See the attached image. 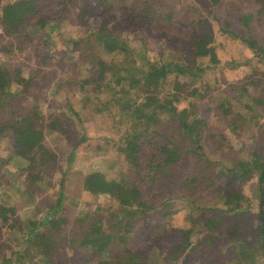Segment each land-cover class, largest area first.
<instances>
[{
  "label": "rangeland",
  "instance_id": "1",
  "mask_svg": "<svg viewBox=\"0 0 264 264\" xmlns=\"http://www.w3.org/2000/svg\"><path fill=\"white\" fill-rule=\"evenodd\" d=\"M99 2L44 0L39 15L50 18L60 14L58 20L43 25L47 38L37 33L30 34L29 39L0 36V46L13 45V52L4 56L8 66L29 63L28 67L35 71L33 85L29 79L16 92L15 82L11 84L13 93L0 106V122L9 124L32 107L37 108L36 117L44 124L43 141L34 163L13 154L11 129L5 128L0 134V202L13 209L17 220L12 221L20 222L17 225L23 230L36 224V231L44 227L48 235L60 239L59 246L55 245L62 254L59 264H113L126 248L146 252L148 263L163 264L168 244L176 240L178 228L188 224V218L183 217L190 213L187 208L193 201L212 220L208 233L214 238L205 236L183 261L165 263L200 264L201 261L185 262L198 256L213 264H243L246 258H255L254 264H264V240L258 221L259 213L264 211V180L256 174H243L234 163L241 160L254 166L264 159V0H115L120 10L113 17L118 19L121 13L130 18L124 22L109 18V26ZM83 3L89 4L84 22L90 20L78 26L80 18L75 13ZM33 27H29L32 32ZM103 27L118 33L134 48L132 53L137 57L120 63L127 80L142 75L147 59L197 65L191 52L194 38L203 34L211 41L216 62L200 71V76H193L187 88L197 90L185 105L197 128L191 136H184L186 131L174 113H162L161 121L153 123L143 137L146 139L140 142L136 159L126 158L123 148L132 137L133 123L124 114H117L115 107L104 105L111 95L104 94V88L96 93L92 82L83 84L89 68L67 51L70 36ZM140 36L144 41L139 40ZM241 38L254 42L256 48L248 47ZM45 49L51 50L50 56L40 62ZM96 54L112 63L121 56L103 50H96ZM205 65L208 64L201 67ZM134 86L140 98L148 95L141 90L140 82ZM166 88L160 96L171 89ZM177 104L172 98L165 106L169 109ZM56 118L66 122L46 126ZM167 141L174 161L158 167V159L166 156L163 145ZM229 167L235 171L227 173ZM93 172L125 186L142 187L147 205L151 206L147 218L132 216L124 237L111 236L114 244L98 255H92L89 247L74 249L75 237L90 226L88 217L98 216L102 229L108 230L109 220L118 213H112L117 205L115 197L84 187L86 176ZM234 193L239 197L238 211L226 212L224 197ZM59 196L62 202L57 205ZM54 210L55 214H51ZM47 213L51 215L43 226L39 222ZM0 226V264H42L43 257L37 251L42 247L44 250L45 245L28 250L21 232L9 235L1 221ZM200 234L204 236V232ZM193 239L194 236L192 244Z\"/></svg>",
  "mask_w": 264,
  "mask_h": 264
},
{
  "label": "trees",
  "instance_id": "2",
  "mask_svg": "<svg viewBox=\"0 0 264 264\" xmlns=\"http://www.w3.org/2000/svg\"><path fill=\"white\" fill-rule=\"evenodd\" d=\"M99 1V3L103 5L100 6L102 7L101 9L104 10V13H107V17L104 20L106 24L109 23V18L115 22L118 20L124 22L130 18L123 17L121 13L118 14V19L113 17L120 10V6H117L115 0ZM60 2L61 1H59V3ZM42 3H44V0H0V36L5 34L11 36L14 35L21 39H29L32 37L30 34L37 33V36L47 38L48 33L45 31V28L43 29V25L45 23L48 25L51 22L58 20L60 14L50 18L45 17L42 13L39 15ZM88 5L89 4L86 5L83 3L75 13V16L79 15L80 18V23H77L78 26H83L84 23H88L90 20L87 19L84 22V19L89 13ZM128 9H131V6L128 7ZM31 21H33V24ZM31 25L34 26L32 29L34 32L30 31L31 28L29 27ZM108 28L109 27L97 28L94 30L91 29V32H80L76 37L70 36L66 40V45L70 57L78 58L89 68L86 73L88 77L82 80L83 84L92 82L96 93H101L102 90H99V88H104V94L105 92L111 94L109 96L110 98L107 97L104 101V105L108 104L115 107L117 114H120L122 117V114H124L133 123V128L131 129L132 137L130 140H126V146L123 148V151H126V158L128 160L129 157L132 158V160L136 159L134 154L137 155L136 150L138 149L140 142L143 139H146L143 137L148 135L147 133L150 126L153 123L156 124L161 121L160 116L162 113H174L179 124L186 131L184 136H191L197 128L194 126L195 119L191 118L192 115L186 113L187 109L185 105L188 102V97L191 96L192 93L193 95L196 94L197 90L196 87H194L193 90H187V88L191 86L193 76H200V71L206 69L210 63L216 62L217 56L215 54V47L212 45L211 41L204 39L203 34L194 38V43L191 45V52L193 53L192 57L196 59L197 65L190 67L176 62L169 63L162 60L154 62L147 59V66L145 70L142 71V75L140 77L128 78L127 80L126 76H123V64L120 63H123L124 60H132L137 56L132 53L134 48L129 47L123 37L116 32L110 31ZM143 38L144 37L140 36L139 40L142 42V40L144 41ZM241 39L248 47L256 48L254 42L249 39ZM139 48L146 49L144 46ZM19 49L21 48L19 47ZM13 50L12 44L9 47L0 46V106H4V101L11 93H13L10 92V87L13 82H15L16 92L19 91L21 87L27 85L29 79L32 80L31 85H33L35 71L32 66L28 67V65L30 66L29 63L25 65L17 63L8 66V61L6 62L4 56H9ZM96 50H103L121 56L112 63L111 61L102 59L101 56H97L98 54H96ZM259 50L261 52V49L257 48V51ZM50 53L51 50L49 49L43 50V53L40 54L39 61L42 62L48 58ZM146 54L148 53L146 52ZM20 58L23 59L22 56H20ZM146 58L147 57H145V59ZM205 58H208V61L204 62ZM60 60H63V58H60ZM198 60H200L201 64ZM161 61L162 63H160ZM202 64L208 65H205L202 68ZM49 66L52 67L53 64L49 62ZM44 68L45 66H43L42 69ZM184 77H186L187 81ZM139 82L141 90L149 92L148 95L143 98H140L138 93L134 90L135 83L138 84ZM168 86L171 87V89L167 90L169 92H167L164 97L160 96L164 92L163 90L167 89L166 87ZM188 91L191 92L188 93ZM172 98L175 99L180 106H178L179 104L176 106L170 105L169 109H167L165 105H167ZM222 110L226 112V108H222ZM36 111L37 108L32 109L31 107L27 110L26 114L21 115L16 119L13 118V121L9 124L0 122V134L3 133L5 128H9L13 132V154L31 163H34V156H36L35 154H37L43 141L42 125L44 124L42 123V119L38 118L39 116L36 117ZM152 120L154 122H152ZM56 122L64 123L66 120L56 118L54 122L47 123L46 126H53ZM121 122L126 126H129L128 122L124 120ZM135 129L136 132H133ZM59 135L61 136V134ZM167 143L168 141L163 145V151L166 156L163 155V158L161 157L158 159L160 160L158 167L165 166L174 161V159L170 157V154L173 151L169 150ZM196 153L200 155L198 152ZM45 160V158L41 159V161ZM70 161L71 157L69 158V162ZM234 163L237 164L238 169H240L243 174H256L261 181L264 180V159L262 161H257L254 166H252L253 164L250 165L241 160H235ZM226 171L228 173L229 171L233 172L235 170L229 167ZM115 181L118 182L116 179L107 180L96 172L90 173L86 176L84 187L99 195H111L115 197L117 205H115V210H112V213H118L113 214V216L116 217L114 220H109V229H113L112 232L109 229H102L103 225L100 224L98 216L88 217L90 226L87 227L86 232L80 235V237H75L76 241L74 249L79 247H89L92 255H98L103 249L109 251V248L114 244L110 239H112L113 236L124 237L125 230L127 229L126 227L131 218L136 217L140 219L148 217V209H150L151 206L148 207L147 205V197L144 195L143 188H140L138 185L125 186L123 183L119 184ZM224 199L226 212L238 211V194L234 193L232 196L224 197ZM59 202H62L60 196L57 205H59ZM201 209L202 207L196 202H190V205L187 208L190 213L183 217V219H185V217L186 219L188 218V221L185 220L186 224H188L187 226L185 225L178 228L176 240L168 244L169 249H167L162 256V260H164L163 264H169L165 263V260L173 262L182 259L183 261L184 257H189L191 252H195L196 248L203 243L202 241H204L205 236H209V239L214 238V234L208 233L209 229L212 228L213 222L201 213ZM55 212L56 210L52 211L51 214H55ZM191 212L193 214H191ZM51 214L47 213L39 223L44 226L47 222V217ZM12 217L13 209L0 202V221L2 224H5L9 235L15 236V232H21V235L24 236L22 243L26 242L28 250L33 249L34 246L39 249L45 245L44 250L42 247V249L37 251V253L43 257L42 264L60 263L59 259L62 254L60 253V250L57 251V246H55H59L60 239L58 237L53 234L48 235L49 231L47 228L44 229V227L41 230L39 229L36 231V224L28 231L23 230L17 225H20V222H17L16 224L12 221L17 220L16 216H14L13 219ZM58 219L59 218L56 220ZM258 221L260 222L259 231L264 240V211L259 213ZM1 228L2 227L0 226V230ZM162 230H164V228ZM201 232H204V236H200ZM193 236L194 242L192 244L190 241ZM73 237L74 235L71 236L70 239ZM65 240L67 241V239ZM35 244H37V246ZM123 252L124 253L119 254L117 258L115 257L116 259L114 258L113 264H153L147 262L146 252L142 253L141 251L128 250L127 248L123 249ZM206 260L207 261H205V259L201 260L200 257L196 256L190 257L189 259L187 258L185 262L189 261L194 263L201 261L200 264H213L208 258H206ZM256 261L255 258H251V260H247L246 258V261H244L243 264H254Z\"/></svg>",
  "mask_w": 264,
  "mask_h": 264
},
{
  "label": "water",
  "instance_id": "3",
  "mask_svg": "<svg viewBox=\"0 0 264 264\" xmlns=\"http://www.w3.org/2000/svg\"><path fill=\"white\" fill-rule=\"evenodd\" d=\"M262 204L264 205V192H263V195H262Z\"/></svg>",
  "mask_w": 264,
  "mask_h": 264
}]
</instances>
